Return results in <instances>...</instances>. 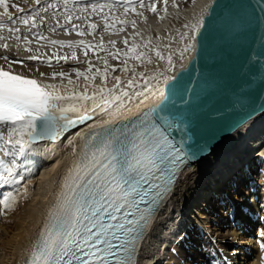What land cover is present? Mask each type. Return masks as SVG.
Instances as JSON below:
<instances>
[{"label":"snow or ice","instance_id":"snow-or-ice-1","mask_svg":"<svg viewBox=\"0 0 264 264\" xmlns=\"http://www.w3.org/2000/svg\"><path fill=\"white\" fill-rule=\"evenodd\" d=\"M160 0H22L29 6L26 14L13 17L10 6L17 13H25V7L10 0H0V48L9 49V39L23 43L25 51L31 53L28 61H40L45 67L52 68L60 61L67 63L69 58L77 60L75 49H83L85 57L89 49L99 48L107 51L113 59L123 56V73H131L124 83L120 76H115L112 88L101 86L89 93L88 85H93L99 74L106 84L109 76L107 56L103 58L104 71L99 68L93 72L91 60H86V71L73 69L77 78L87 83L84 90L75 88L65 94L61 91L63 81L69 86L76 84L67 71H35L48 79H60V84L42 83L37 78H30L14 73L12 65L19 63L27 67L24 61L10 60L7 55L0 56L8 62V68L0 65V189H7L0 196V207L4 211H14L18 197L28 198V188L24 185V160L34 150L37 142L60 140L61 135L77 125L84 124L94 117L90 113L99 110L101 115L118 113L134 97L148 94L167 99V85L174 80L164 72H151L147 66L153 65L150 55L153 51L159 60L167 61L168 71L175 67L172 55L161 54L158 47L151 44V37L141 44L133 43L123 53L116 49V41H110L111 49L103 44V33L111 31L119 34L131 24L136 29V21L126 19L129 13L142 17L147 22L144 9L164 20L168 15L170 0H162L163 11L158 12ZM195 3V0H192ZM259 11L264 12V0H258ZM122 12H118L119 7ZM252 8L256 5L250 4ZM172 7H178L173 0ZM98 17L97 22L93 18ZM52 21V23H48ZM103 29L98 32V24ZM122 25L117 28L116 25ZM21 26L27 33L21 36ZM47 27L50 33L63 30L64 35L75 33L79 37L100 35V43L93 45L85 39L75 41L49 39L40 29ZM87 28V31L85 30ZM205 27L203 15L191 24H185L187 32L181 33V41H191L182 49L180 55L193 50L197 38ZM37 29V31H33ZM8 35H4V32ZM29 35L32 39H29ZM137 36H141L139 31ZM36 40L39 47L46 45L53 49H72L69 54L59 55L56 51L49 56L37 53L31 48ZM44 41L45 44H40ZM128 45V39L123 41ZM264 45V40L261 41ZM137 49H143L137 51ZM264 59V57H261ZM130 61L137 62L129 66ZM137 66L145 71H137ZM112 68V71H115ZM163 79L166 87L159 84ZM124 85L123 87L121 85ZM118 93V94H117ZM142 101V102H145ZM89 104L91 107H89ZM163 110V109H161ZM155 109L145 113L137 121L114 128L105 126L82 136L84 145L77 161L64 178L62 191L55 205L48 213V220L35 239L26 264H136L137 245L153 215L164 203L172 190L183 164L191 157L183 142L177 144L170 138L165 124L157 123L153 118ZM75 116V118H73ZM170 127V125H168ZM89 127H95L90 124ZM77 135H80L77 133ZM69 144L73 141L70 139ZM264 156V149L259 153ZM7 158V159H5ZM259 248L264 251V232H261Z\"/></svg>","mask_w":264,"mask_h":264},{"label":"bare ground","instance_id":"bare-ground-1","mask_svg":"<svg viewBox=\"0 0 264 264\" xmlns=\"http://www.w3.org/2000/svg\"><path fill=\"white\" fill-rule=\"evenodd\" d=\"M212 1L213 0H195V3H193L192 0L187 1L185 3V7H183V5V8L181 9L182 13H184L180 17H177L182 19V21L180 20L181 24L176 23V21L174 20L176 18H172L175 23L174 26L176 25L178 26V29H181L185 24L195 23L201 17V15H203L204 17ZM172 2L173 1L171 0V2L169 3L168 14H173L177 12L178 7H176V9L172 7ZM175 2L179 5L180 0H175ZM21 4V7H25V9L30 6H25L22 2ZM0 11H2V9H0ZM162 11L163 8L159 12L162 13ZM11 12H13V14L17 13L15 9H12ZM167 17L169 18L171 16L167 15ZM166 18L164 20L168 21L169 19ZM164 22L165 21L160 20L156 15L153 18H147V22H144L142 18L139 23H136V29H133L132 26H129L125 29V31L120 32L119 34L111 33L107 36H104L103 33L104 47L106 49H111V45L109 42L115 40L116 49H119L120 51L124 52L132 46L133 37H135V42L137 44H141L146 41L149 37H151V44L153 43V40L156 42L157 39L163 42L161 44L156 45V47H158L161 54L166 57L168 56V54L165 52L166 50L164 47L166 45H172L174 43V39L172 38L173 36H179L181 35V33L187 32L188 29L184 28L181 32L176 33V30L172 29V27L166 29V25ZM48 23H52V21H48ZM98 25H102V23H99ZM21 29L26 28L21 27ZM137 31L141 33V36L136 35ZM26 33L27 32H22L21 36L23 37V35ZM45 33L48 32L46 31ZM4 34L8 35L6 31L4 32ZM48 37L49 39H52L51 37H54V39H68V41L89 39L90 41L87 40V42L92 43L93 45L100 43V35L92 37H90V35L86 37H76L74 33L70 35H64L63 31H60V33L57 32L54 35L50 33V36ZM125 38L128 39L127 46L123 43ZM29 39H32L30 35ZM33 41L35 40L33 39ZM33 41L31 45H33ZM4 42L5 41H0V43ZM6 42L9 45V49L6 51L5 49L0 48V56L7 55L10 60L24 61V63L27 65V67H22L19 63L13 64V72L23 74L30 78H37L41 80L42 83L60 84L61 81L59 78H57L56 80H48L40 77L39 73L35 71L37 66H39L41 72H46L49 74L53 71H67L71 74V78L73 80H76L77 78L75 72L72 71L73 69H78L79 71H86L87 69V64L85 63L87 59L81 60L84 59L83 49L77 48L79 49V53L76 51V53H78L79 55L77 60H72L71 58H69L67 63L61 61L64 63V66L56 65L53 62L54 67L49 68L42 65L40 61H28L26 58L31 55V53L25 51L23 45H20V47L17 48L15 43H10V40H7ZM187 43H191V41H181L180 39L179 46L183 49ZM40 44H45V42L40 41ZM46 48L47 47H40L36 50L35 48L32 49L33 51L39 53L42 52V49ZM93 49L97 50L98 48H92V50L89 51L92 52ZM111 50L115 51V49ZM141 50L142 49H137V51ZM181 51V49L178 50L179 53ZM46 52L50 53L48 51ZM70 53L71 51L68 52L69 55ZM172 54L174 56L173 63L175 65L172 71L167 70L168 65L166 59L159 60L156 56H154L155 59L153 61H156L158 67H161L160 72H164L166 76H175L178 70L185 67L192 57L193 50L184 53L183 58H181V55H179V57H176L175 52ZM96 55L97 54H94L93 52L91 55L88 54L89 60L92 58L93 60H91V62L95 61ZM98 55H101V53L99 52ZM75 64L79 65L75 66ZM0 65L4 66L5 69L8 68V62L3 59H0ZM118 76H120L121 80L126 83L127 79L130 78L131 74L124 73ZM113 77L108 76V82H106V84L102 81V78L99 77V80L94 82V86L89 85V93L95 91L101 86L112 88L115 84V80ZM65 81H63V84L65 83ZM121 86L123 87L124 85L122 84ZM73 87L76 89L77 92H81V89L82 91L84 90L85 84H81L80 86L76 84L73 85L72 88ZM159 87H165L162 78ZM68 88L71 87H67L66 85L65 88L61 89V91L67 94L71 91ZM162 98L163 97L154 96L151 94H148L146 101L144 97H134L130 102H127L118 113H113L112 115H101L99 110H97L96 113H90L94 117V120L91 123L85 126H81L72 133L68 134L61 142L49 143V145H51V148L41 149L40 146H34V150L27 157V159L24 160L25 162L23 164L24 169H28V172L24 174V185L28 188V198L25 199L24 197L20 196L21 199L18 200L19 202L16 205L18 207V211H8V218H4L5 220L3 219L4 221L2 225V220L0 218V227L2 226L1 228L4 230V233H2L3 236H1L0 238V251H4L5 253L2 257L3 260L2 262H0V264H25V262L29 258V256H27V253L31 250V246L33 245L44 224L47 222L48 213L50 209L55 205L58 199L60 193L59 191L63 185L64 178L66 177L69 168L72 167L73 164L77 161L79 153L83 148L84 140L81 139V137L87 136L95 131H101L105 126L108 125L116 127L120 124L128 123L129 121L136 119L140 115L144 114L146 111L155 107L161 101ZM89 107H91L90 104ZM155 120L157 121V123L161 124H164L166 120L167 123L165 124V127L167 128L169 136L177 144H180L182 142L181 139L177 137L174 133L172 134L169 129L168 125L172 119L169 120L161 115L160 118H156ZM90 124H95V127H89ZM77 133H79L80 135H77ZM70 139L73 141L72 144L68 143ZM183 145L188 151L189 155L194 156L198 151V149H188L184 143ZM261 149H264V112L249 121L248 123H246L245 125H243L224 143H222L218 148L214 149L206 157L197 162L188 163L189 165L186 166L183 172L181 173L179 180L176 183V187L173 188V190L170 192L161 210L154 216L142 240L140 241L139 249L143 248L144 252H142L143 254H145V256L144 258H142L143 256L141 253V256L139 255V257L137 258L136 264H159L158 259H160L161 256L160 252L157 251L159 247L158 245H161L162 240L164 241L162 245L166 243L173 244V242L176 241L175 237L177 234H179L178 231L181 230L180 228H182V226L180 227L179 224V226H177L176 224L179 223V220L175 219L176 222L174 220L169 225H166V222L168 221L167 219L170 216L172 217L171 213H167L169 212L167 211L170 207L169 204L172 203L173 208H171L175 213L176 211L183 213L182 216H184V222L186 225L184 226V228L189 226L190 229L188 230L191 234H193L194 232L190 231L191 225L192 228H195V225H199L204 230H207V234L209 232V244L211 243L210 246H208L209 244L207 243L204 248H201V242H196L197 244H195L191 243V240H189L191 242L181 241L179 244L177 243L178 245L175 246L176 251L174 252L171 250L172 253H170L172 264H190V260H193V264H263V261L261 260V255L264 251H261V249L259 248V241L261 240H258L255 243L246 235V233H249V235L252 236L254 234L253 231L257 228V225H263V221L261 220V217L258 214L259 211H263L264 213V156H261L259 154ZM56 153L60 154V157L62 159L60 163L57 162L59 163L57 164V167H54L52 164L50 166L44 165L45 161L50 159L49 156L54 157ZM247 163H250V165L252 164V166L249 167V164ZM242 165H246L245 169H250L249 174L243 173V175L241 171H239V169L243 167ZM41 166H44V168H46L45 173L39 170ZM49 167L52 168L49 169ZM56 169H58V173H60V179L57 183H55L56 181L54 182L50 178L54 174H56L55 176H57ZM190 169H196L191 176H189V173H191ZM37 170L39 172H42V174H39ZM201 172L203 175V179L204 177L206 178L203 185L202 183L200 185V182L203 179H197L200 176L198 174ZM194 174L196 175L194 176ZM238 174H242L241 178L238 179L240 181H238L237 184L238 187L241 186V190H239V192L242 191L239 196L241 199L239 200L236 196L231 197L233 198L232 200L235 201L233 212L236 211L238 212V214H232L230 210L227 211V213L225 211L226 215L222 214L221 218L219 219L218 212H216V204L219 198L222 199V202H224L226 199L224 198V195H226L224 194V192L225 189H227V187L224 188V185L226 183L225 179L234 175L236 176ZM56 178L58 179V177ZM198 184L200 186L197 187L196 185ZM52 191L53 194L51 195ZM33 192L34 194L32 195L31 193ZM3 194L4 193H2L1 195ZM227 197L230 198V196L228 195ZM48 198H50L49 201ZM165 207L168 208L165 209ZM2 210V207H0V211ZM166 214L168 215L165 216ZM163 218H166V220L163 221ZM17 219L19 221H17ZM161 220L164 223H161L162 225H159ZM11 223L13 225H10ZM154 224H157V227L154 228V226H156ZM251 224H254L255 228H252ZM152 228H154L155 231L153 232L154 234L151 239H149L152 233ZM261 232H263L262 228H260L258 235ZM168 247L165 248L167 249ZM263 256L264 255H262V257ZM140 258H142L144 262H142L143 260H140Z\"/></svg>","mask_w":264,"mask_h":264},{"label":"water","instance_id":"water-1","mask_svg":"<svg viewBox=\"0 0 264 264\" xmlns=\"http://www.w3.org/2000/svg\"><path fill=\"white\" fill-rule=\"evenodd\" d=\"M203 18L191 59L167 85V99L150 109L154 119H172L171 133L198 149L193 162L264 112V12L258 0H213Z\"/></svg>","mask_w":264,"mask_h":264},{"label":"rangeland","instance_id":"rangeland-1","mask_svg":"<svg viewBox=\"0 0 264 264\" xmlns=\"http://www.w3.org/2000/svg\"><path fill=\"white\" fill-rule=\"evenodd\" d=\"M173 1V0H172ZM187 1H189V0H187ZM186 0H180V3H179V5H178V8H177V12H179V13H177V12H175V13H173V14H168V16H171V17H167L166 19H169L168 21H166V20H163V21H165L164 23H165V25H166V29L167 28H170V27H172V29H175L176 31V33H178V32H181L183 29H184V26L181 28V29H178V26H174V20L176 21V23H180L181 24V22H180V20L182 21V19H180V18H177V17H180L183 13H182V11H181V9L183 8V7H185V3L187 2ZM21 2H22V0H10V5H11V3H17L19 6H22V4H21ZM146 2H147V0H146ZM170 2H171V0H170ZM179 2V1H178ZM134 3H135V0H134ZM163 3H162V0H160V2L158 3V12L159 11H161V9L163 8L162 5ZM184 5V6H183ZM31 6V5H30ZM29 6V7H30ZM183 6V7H182ZM29 7L28 8H26L25 9V13H16V14H13V17L15 18L16 16H21V15H24V14H26L27 12H28V10H29ZM169 7V6H168ZM176 9V8H175ZM9 10L11 11L12 10V8H11V6H10V8H9ZM138 11H143L144 12V16H146L148 19H150V18H153L154 16H156L155 14H153L151 11H147V10H144V9H137ZM123 11V7L121 6V7H119L118 8V12H122ZM172 12V11H171ZM172 15H174V16H172ZM178 15V16H177ZM172 18H176V19H174V20H172ZM126 19H128L129 21H132V20H135L136 21V23H139V21L142 19V17H139V16H136L134 13H129L128 14V16L126 17ZM99 20V18L98 17H96V18H93V22L95 21V22H97ZM171 21V22H170ZM171 24V25H170ZM129 26H131V24H129L126 28H128ZM21 27H23V26H21ZM116 27L117 28H119V27H122V25H119V24H117L116 25ZM125 28V29H126ZM180 28V27H179ZM101 29H103V24L102 25H98V32H100V30ZM40 30H42L43 32H44V34L45 35H47V36H50V32H48L47 31V27L45 26V27H43L42 29H40ZM85 30L87 31V28L85 27ZM33 31H37V29H33ZM48 32V33H45V32ZM60 31H63V30H59L58 31V33H60ZM22 32H27V28L26 29H21V32H20V34H22ZM109 34H111V31H109V32H104V36H107V35H109ZM5 35V34H4ZM52 35H54L53 33H52ZM74 35H75V33H74ZM76 37H79V36H77L76 35ZM90 37H92L91 35H90ZM52 39H54V37H51ZM174 40H173V44L172 45H166L164 48H165V52L169 55V54H171L172 55V58L174 59V56H173V54L172 53H174L175 52V54H176V57H179V55H180V53L178 52V50L179 49H181L182 50V48L179 46V41H180V35L178 36V35H175V36H173L172 37ZM10 40V43H15V44H17V42L15 41V40H12V39H9ZM56 40H66V39H56ZM87 40H89V39H85V41L87 42ZM66 41H68V39L66 40ZM90 41V40H89ZM161 43H163L162 41H159L158 39H157V41L155 42L154 40H153V43H152V45H154V46H156V45H158V44H161ZM21 45H23V43L21 42ZM37 47H36V46ZM32 47L31 48H35V50L36 49H39L40 47H39V45L37 44V41L35 40V41H33V45H31ZM45 47H47L46 49H42V52H44V53H47L46 51H48V52H50V53H47V55H51L52 53H53V51H56L59 55H64V54H68V52H70V51H72V49H68V48H59V46H57V48L56 49H52V47L51 46H48V45H46ZM81 49V48H80ZM99 49V48H98ZM95 50V49H93V53L94 54H97L96 55V57H95V61H93L92 63H93V66H94V73H95V69H97V68H99L101 71H104V64H103V58L104 57H106L107 56V59H108V62H109V65H111L112 66V68H115L116 70V72L115 71H112V68H109L108 69V71H109V77H113L114 75L115 76H118V75H122V74H124L123 72L121 73V71H118V70H120L122 67H123V63H122V61H123V56L122 55H120V57H119V59H113L111 56H109L108 54H107V51L105 52V50H101V49H99V50ZM109 49V48H108ZM25 50V49H24ZM65 50V51H64ZM78 50L79 49H75V51H77L78 52ZM89 50H92V49H89ZM111 50V49H110ZM143 50V49H142ZM39 51V50H38ZM68 51V52H67ZM97 51V52H96ZM92 52H90L89 51V55H91L92 54ZM99 52L101 53V55H98L99 54ZM121 53H123V51H120ZM40 53V52H39ZM79 53V52H78ZM78 53H77V58L79 57V55H78ZM91 53V54H90ZM150 55H151V57H153L152 59L154 60L155 59V52L153 51L152 53H150ZM84 56V55H83ZM69 57H70V55H69ZM167 57V56H166ZM85 59H87V60H89V58H88V55H87V57L85 58V56H84V59H81V60H85ZM80 60V59H79ZM90 60H93L92 58L90 59ZM122 60V61H121ZM120 61V62H119ZM53 62H54V64H56L55 63V59H53ZM96 63V64H95ZM118 63V64H117ZM137 64V62L135 63V61H130L129 62V66H132V65H136ZM59 65H61V66H64V63L63 62H61L60 61V64ZM79 64H75V66H78ZM153 65H154V67H153ZM153 65H149V66H147V70L149 71V73H151V72H153V71H155V72H160V69H161V67H158V64L156 63V61L153 63ZM96 66H97V68H96ZM152 66V67H151ZM155 66H156V68H155ZM143 67H140V66H137V71L138 72H140V71H145V69L143 68ZM141 69V70H140ZM118 71V72H117ZM115 72V73H114ZM131 74V73H130ZM114 76V77H115ZM98 77V78H97ZM99 77H101L99 74H97L96 75V78H95V82L96 81H98L99 80ZM113 77V78H114ZM74 81H76V84H78L79 86L81 85V84H86L87 82L84 80V79H82V77L81 78H76V80H74ZM107 82H108V79H107ZM75 84V85H76ZM64 85V87L63 88H65V86L67 85V87H71V88H68V89H70L71 91H72V86H69L68 84H67V81H65V83L63 84ZM88 87H89V85H88ZM76 90V89H75ZM81 91H82V89H81ZM88 91H89V89H88ZM41 147V149H48V148H51V145H49V143H46V144H44V145H42V146H40ZM58 153V152H57ZM55 154L54 155V157L52 156H49L50 157V159H52V160H50V159H48L47 161H45V164L44 165H48V166H50L51 164L54 166V167H57V164H59L61 161H62V159H61V155L60 154ZM57 156V157H56ZM48 157V158H49ZM56 158H57V160H56ZM7 159V158H6ZM56 160V161H55ZM55 161V162H54ZM255 161H258V160H255ZM57 162H59V163H57ZM54 163V164H53ZM247 164H249V167L250 166H252V164L250 165V163H247ZM246 164V165H247ZM246 165H242L243 167H241V169H239V171H241V173L243 174H245V173H248L249 174V172H250V169L248 168V169H245L246 168ZM61 166V165H60ZM46 167V166H45ZM52 167H49V169H51ZM240 168V167H239ZM242 168H244V169H242ZM46 168H44V166H41V168L39 169L40 171H42L43 173H45V170ZM192 169V168H191ZM190 169V170H191ZM28 169H26L25 171H24V174H26L28 171H27ZM189 170V171H190ZM196 170V169H195ZM195 170H191V173H189L190 175L189 176H191L193 173H194V171ZM246 170H247V172H246ZM188 171V172H189ZM37 172H39L38 170H37ZM42 172H39V174H42ZM56 172H57V176H55L56 174H54L53 176H51L50 178H51V180H53L55 183H57L58 182V180L60 179V173H58L59 172V170L58 169H56ZM59 174V175H58ZM242 174H238V175H234V176H231V177H229V178H226L225 179V181H226V183H225V185H224V188H226L227 187V189H225V192H224V194H226V195H224L225 197L224 198H226L225 199V201L224 202H222L221 200V198H219L218 199V201H217V208H216V212H218V215H219V219L221 218V215L222 214H225L226 215V213H227V211H231V213L232 214H235V215H237L238 214V212H233V208H234V203H235V201L234 200H232L233 198H231V197H234V196H236V197H238V199L240 200L241 198L239 197L240 196V194L242 193V191L241 192H239V190H241V186H237V184H238V181H240V180H238V179H240L241 178V175ZM243 174V175H244ZM196 174H194V176H195ZM198 175H200L197 179H203V175H202V172L201 173H199ZM202 175V176H201ZM34 176V175H33ZM237 176H238V178H237ZM56 177H58V179L56 178ZM233 177V178H232ZM235 178V179H234ZM237 178V179H236ZM182 179V178H181ZM181 179H180V181H181ZM50 180V181H51ZM205 180H206V178L204 177V179L203 180H201V182H200V185H201V183H202V185L204 184V182H205ZM235 180V181H234ZM49 181V182H50ZM179 181V182H180ZM231 181V182H230ZM242 183V182H241ZM199 184L198 185H196L197 187L198 186H200ZM226 185H230V186H226ZM233 185H235V186H233ZM230 188V189H229ZM5 190H7V189H5ZM8 191V190H7ZM37 191V190H36ZM229 191V192H228ZM32 195L34 194V192L33 193H31ZM53 194V191L51 192V195ZM227 195L228 196H230V198L229 197H227ZM22 197V196H21ZM21 197H18V200H20L21 199ZM212 197V196H211ZM49 199L50 198H48V201H49ZM222 203V204H221ZM173 204V203H172ZM172 204H169V208L168 207H165V209L166 208H168L169 210H167V211H169V212H167L168 214L169 213H171L172 214V217L170 216L167 220V224L166 225H169L170 223H172V221H174L175 219H178L179 220V223H176L177 224V226H179L180 225V227L182 226V228H180L181 230H179L178 231V233L179 234H177L176 235V237H175V242H173V244L171 243V244H168V243H166V244H164V245H162L163 243H164V241L162 240V243H161V245L159 244L158 246V249H160V250H158L157 249V251H159L160 252V259H158L159 261H158V263L159 264H162V263H164V264H172V259L170 258V253H172L171 252V250L172 251H176L175 250V246H177L181 241H188V242H191V243H195V244H197V243H200L201 242V245L203 246H201V248H204V246L208 243L209 244V232H208V234H207V230L205 229H203L202 227H200L199 225H195V228H192V225H191V232H194L193 234H191L190 232H189V230L188 229H190V227L188 226V227H185L184 228V226H186L185 225V220H184V216H182L183 215V213L181 212H178V211H176V213L173 211V205ZM220 204V205H219ZM219 206V207H218ZM238 206V205H237ZM172 207V208H171ZM171 208V209H170ZM220 208V209H219ZM15 211H18V207L16 206V208H15ZM173 211V212H172ZM225 211H226V213H225ZM9 212L8 211H6V216L4 217V216H0V218H1V220H2V222H1V225H2V223H3V221L6 219V218H8L7 216L9 215L8 214ZM4 214V213H3ZM3 214H1V215H3ZM168 214H166L165 216H167ZM177 214V215H176ZM258 214H259V216L261 217V220L263 221V225L262 226H259V225H257V228L253 231L254 232V234H256V235H252V236H250L249 235V233H246V235H247V237L249 238V239H251V240H253V242H257L258 240H262V238L258 235V232L260 231V228H262V231L264 232V213H263V211H259L258 212ZM181 215V216H180ZM174 216V217H173ZM176 216V217H175ZM181 219H179V218ZM183 217V218H182ZM5 218V219H4ZM4 219V220H3ZM170 219V220H169ZM173 219V220H172ZM183 219V220H182ZM163 221L164 220H166V218H163L162 219ZM160 221V223H159V225L161 224V223H164L163 221ZM178 220H177V222H178ZM17 221H19L18 219H17ZM182 221V222H181ZM175 222H176V220H175ZM181 222V223H180ZM5 224V223H4ZM179 224V225H178ZM7 225H9V224H7ZM7 225H6V227H7ZM10 225H13L12 223L10 224ZM154 225H156V226H154ZM153 226H154V228L155 227H157V224H154ZM162 225V224H161ZM165 225V226H166ZM251 226H252V228H255V225L254 224H251ZM259 226V227H258ZM2 227V226H1ZM0 227V238H1V236H3L2 235V233H4L3 231V229ZM5 227V226H4ZM154 228H152V233H151V235H150V237H149V239H151V237L153 236V232L155 231V229ZM202 228V229H201ZM203 230V231H202ZM182 231V232H181ZM205 231H206V234H205ZM187 232V233H186ZM188 234V235H187ZM191 234V235H190ZM11 236V235H10ZM5 237V236H4ZM8 237V236H7ZM6 237V238H7ZM183 238V239H182ZM185 239V240H184ZM192 239H195V240H192ZM189 240H191V241H189ZM197 242V243H196ZM178 243V244H177ZM166 245V246H165ZM172 245V246H171ZM211 245V243L208 245V246H210ZM256 245V244H255ZM170 247V249H169V247ZM163 247V248H162ZM165 247H168L167 249L165 248ZM143 248H141V249H139V252H140V256H141V253H142V258H144V256H145V254H143ZM170 251V252H169ZM165 253V254H164ZM4 251H0V262H2V260H3V256H4ZM167 254V255H166ZM262 255H264V252L262 253ZM262 255H261V260L263 261V264H264V256L262 257ZM253 257H254V255H253ZM142 258H140V260H143ZM164 258V259H163ZM7 260V259H6ZM165 260V261H164ZM251 260H252V258H251ZM142 262H144V260L142 261ZM190 264H193V260H190Z\"/></svg>","mask_w":264,"mask_h":264}]
</instances>
